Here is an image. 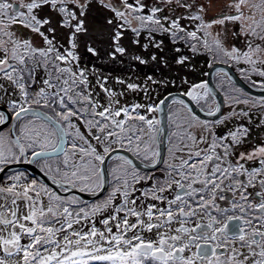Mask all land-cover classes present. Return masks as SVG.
I'll use <instances>...</instances> for the list:
<instances>
[{"label": "snow or ice", "instance_id": "obj_1", "mask_svg": "<svg viewBox=\"0 0 264 264\" xmlns=\"http://www.w3.org/2000/svg\"><path fill=\"white\" fill-rule=\"evenodd\" d=\"M0 264H264V0H0Z\"/></svg>", "mask_w": 264, "mask_h": 264}, {"label": "rangeland", "instance_id": "obj_2", "mask_svg": "<svg viewBox=\"0 0 264 264\" xmlns=\"http://www.w3.org/2000/svg\"><path fill=\"white\" fill-rule=\"evenodd\" d=\"M198 63L201 65L202 68H204L205 70H207L206 69V65H204L203 62H198Z\"/></svg>", "mask_w": 264, "mask_h": 264}, {"label": "water", "instance_id": "obj_3", "mask_svg": "<svg viewBox=\"0 0 264 264\" xmlns=\"http://www.w3.org/2000/svg\"><path fill=\"white\" fill-rule=\"evenodd\" d=\"M233 74H234V76H235L237 79H239L238 74H236L234 70H233ZM241 83H243V82H241Z\"/></svg>", "mask_w": 264, "mask_h": 264}]
</instances>
